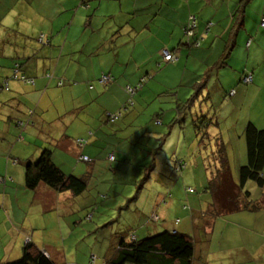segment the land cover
<instances>
[{
    "label": "trees",
    "instance_id": "1",
    "mask_svg": "<svg viewBox=\"0 0 264 264\" xmlns=\"http://www.w3.org/2000/svg\"><path fill=\"white\" fill-rule=\"evenodd\" d=\"M93 1L78 0L76 8L72 9V13L74 12L72 15L75 17L73 24L67 23L62 30V36L68 38V45L70 41L75 40L74 35L76 33L85 37L87 41L89 40L88 42L98 40L97 33L100 30L97 27L99 24H95L96 28L93 30L92 24L87 23L88 21L83 16L80 17L83 13L91 16L95 8V6H91ZM15 17L14 14L9 19L8 25L0 20V71H2V74H0V167L3 166L4 170V175L0 177V183L4 184L0 203L1 208L4 206L5 193L11 192L10 199L12 198L13 211L18 207L21 211L19 195L21 196V192L25 189L31 194L33 200L36 197L41 198V196L45 198L44 200H49V203L43 201L41 203L38 199L37 202L35 201L39 204L37 211L34 210L35 215L41 209H45V211L51 212L53 216L57 213L58 203L52 195L58 196L62 193H70L73 196H79L87 191L90 176L95 175L97 169L103 166L104 163L102 162L104 160H107L111 165L117 159H123L137 169L135 170L137 174V172H140L138 167L141 164L145 166V163H141L137 155H134L135 160L130 159V153L134 151L130 146L135 143L130 136L136 133L139 147L148 149V155L153 157L159 151L162 152L165 146H176L175 159L171 163V167H168V169H171L173 178L163 186L161 185V188L164 185L166 187L160 189L156 194L155 208H161V213H164L169 205H174L175 196H173L172 191L175 189V182L181 180L187 174V170L195 174V169L188 168L189 162L194 163V167H197L198 154L202 158L204 156L202 148L209 147L212 161L214 165L216 163L218 165L214 172L210 174L207 185L203 189L204 194L210 195L209 207L207 211L202 212L183 205L182 210L185 212L189 210V212L185 213L186 220L182 226L177 227L181 225L180 218H177L176 223L172 224L171 231L162 230L153 235L142 236V238H138L137 234L132 233L121 235L116 241H111L115 246L107 252V255L102 257L101 261L96 263L97 259L95 261L90 259L87 264H204V243L212 238L211 228L215 219L237 212L247 214L264 210V174L262 172L264 169V128H257L252 122L246 123L242 135L245 161L243 163L233 162L235 170L232 174V170H230L232 165L226 148L228 142L225 141L224 135L226 134L224 133L226 122L224 117L221 116L223 114V100L227 99L228 94H234V91L238 87L240 88L241 85H250L252 83L251 75L246 74L245 69L240 71L237 79L240 85H235L234 88H231V85L226 87L221 80L218 78L212 80L213 77H211L213 72L216 73L229 65L230 55L234 48L233 40L224 39L223 51L219 57L215 61L210 59L211 57L208 58V65H204L206 68L208 66L206 71L195 74L194 79L188 85L182 84L180 87H178L179 84H174L169 88L164 83L170 81L165 80V78H170L172 73L165 69V65L176 61L174 53L178 49L175 46L170 49H160L158 51L160 62L154 61L155 66L158 63L157 68L155 67L156 71L153 74L144 72V66H142L139 72H135L137 81L131 84L120 85V77H122L120 71L101 73L102 71L97 70L98 76L84 84V87H87L88 91L97 86L100 89L91 91L92 98L88 100L86 97L83 107L86 109V107L101 106L100 96L97 94L100 91L107 97L112 98V104L111 106L106 104L103 109L101 107L97 108L95 120L85 121V119H82V123L89 124V128H92L89 131L90 133L88 132L89 135H86V137H73L63 129L57 133V128H63V125L59 124L58 118L60 117L55 111L53 113L51 108L46 109L42 105L33 104L31 101L34 95L44 100L47 86L43 84L40 88L36 87L38 79L30 76L29 67L36 64V60L41 58V50L44 51L52 44L42 35L32 34L33 32L29 35L22 33L19 36L15 35L14 26L17 23ZM106 18L107 21L110 19V17ZM199 20L197 15H190L182 28L186 39L184 49L187 52L198 50L203 41L202 37L209 32V23L200 22ZM260 23L259 27L264 29L260 26ZM200 26L203 29L199 33ZM118 32L119 29L113 26L110 34L111 41L121 39V41L128 42L130 40L129 34L124 40L123 37L118 39ZM121 41L118 42L121 43ZM249 42L248 40L246 46ZM182 45V43H179V46ZM92 47H88L91 48L88 53L95 52L98 49V46ZM126 51L128 55L131 52L127 48ZM165 53L170 55L169 60L165 59ZM121 66H117V68L121 69ZM47 69H51V71L46 70L40 75L44 83L55 80L58 89L66 85L68 81L64 76L53 73L55 70L52 72V66ZM162 69H165L163 73L166 74L160 76L157 71ZM247 76H250L249 82L244 81ZM13 83L17 84V87H20L21 90L12 88L11 84ZM23 84L29 85L32 90L22 89ZM30 101L32 106L29 103ZM168 105L171 107L169 114L166 109ZM92 108L91 110H93ZM74 110V106H72L69 112L75 114L72 113ZM144 113H147L148 117H145ZM81 115L84 114L74 115V118L80 119ZM232 115L234 116L233 119L238 117L244 119L246 113L238 110L236 112L232 111ZM141 116H144V121L140 119ZM138 120L140 121L139 125L136 124ZM108 127L111 128L107 129ZM140 130L145 131L146 138L151 141V145L147 144L146 147L141 145ZM175 130L182 137L181 142H179L180 137L178 139L176 137L172 138L171 134ZM34 132L38 138L47 134L50 139L42 140L41 146V142L31 140L34 137ZM121 132L128 133V135L121 137L119 135ZM151 132L158 137H151ZM205 137L208 138V142L207 145L203 146L206 142ZM159 139L162 141L160 145L158 143ZM176 140L178 143H175ZM24 145H26V148H19ZM28 146L32 147L30 148L32 154L28 153ZM17 147L19 150H16ZM70 148L76 149L77 152H70ZM142 148L135 147L136 150L133 153H142ZM177 149L187 150V156L184 160L177 155ZM209 151H206V153ZM202 160L205 161V159ZM75 163L84 164L85 170L83 172L78 170V174H75L73 168ZM151 163L150 167L144 169V174L155 167L154 162ZM17 166H20V169H17L19 171L18 175L11 170ZM119 167V164L114 169L112 165L110 166L112 172H117ZM129 174L130 172L127 174L128 178ZM233 175L236 180H234ZM147 176L148 174L145 175L146 179H148ZM18 179L22 180L21 183L17 181ZM248 182L255 184L260 191L258 193L259 197L255 200L251 198V192L245 190V185ZM167 190L168 192H166ZM183 191L186 194H184L185 196L195 193L191 187L183 186ZM36 194L37 196H35ZM25 201L26 197H24ZM152 217V221L160 219L157 215ZM90 218V215L85 217L87 220ZM197 230L199 232L202 230L205 242L202 241L201 244L196 245L195 250L193 236L197 234ZM0 264L66 263L55 260V258L46 254L45 250L39 249L33 243L25 242L19 258Z\"/></svg>",
    "mask_w": 264,
    "mask_h": 264
},
{
    "label": "crops",
    "instance_id": "2",
    "mask_svg": "<svg viewBox=\"0 0 264 264\" xmlns=\"http://www.w3.org/2000/svg\"><path fill=\"white\" fill-rule=\"evenodd\" d=\"M77 2L78 0H0V20H3L4 24L8 25L9 19L14 14L16 15L15 20L17 23L14 26L15 35L19 36L21 35L20 33L29 35L33 32L32 34L42 35L52 44V46L45 48L44 51L41 50L40 56L42 60H38L37 63L42 62L44 64L43 68L40 66L34 67V64H32V67L43 73L46 70L51 71V69H46V64H49V67L55 66L56 68H52V72L55 70L53 73L64 76L68 81L64 87L58 89L56 88L55 80L44 83L40 75L37 74V71L32 70L31 66L29 67L31 71L30 76L38 79L36 81V87L40 88L43 84L47 86L44 100L34 95L31 101L33 104L42 105L46 109L51 108L53 113L54 111L57 113L58 117H60L58 118L59 124L63 125V128H57V133L63 129L73 137H86L92 128H89V124L82 123V119H85V121L95 120L97 108L101 107L103 109L106 107V104L108 106L112 104L111 97H107L102 91H97V94L100 96L99 102L101 106H92L94 108L86 107V109H89L86 110L83 107L85 105L84 99L86 97L88 100L92 98L91 91H96V89L99 90L100 88L97 86L88 91L86 89L87 87H84V84L96 78L98 71L92 67L91 71L93 75L91 76L87 75L85 78L82 75L79 78L78 76H69L68 69L71 63H91L95 55L108 58L107 61H103L105 65H100L106 67L105 70H101V73H108L109 71L115 73L120 71V75L122 76L120 77V85L124 86L137 81L135 72H139L142 66H144V72L153 74L158 64L155 66L154 61L160 62L157 54L158 51L160 49H170L172 46H175L178 49L174 53L176 61L172 64L165 65L166 68H164L172 73L170 78H165V80L170 81L164 83L169 88L174 84H179L178 87H180L182 84L188 85L194 79L195 74L206 71L208 66L206 68L204 65H208L207 59L211 57L210 59L215 61L219 57L223 51L225 40H233L234 48L230 58L236 59L237 57L234 54L238 49L237 47L244 45L247 51L244 52L241 49L244 63L241 71L245 69L246 74L251 75L252 83L250 85H241L238 91H234V94H228L227 99L223 100L222 103L231 105V112L230 114L223 112L221 116L224 117L226 122L224 128V133L226 134L224 135L225 141L228 142L226 148L230 164L233 166V160L236 159L239 163L245 161L244 142L241 140L244 126L247 122H252L257 128H264V32L263 35H260L259 32L257 33V31H264V29H260L258 24L262 18L264 19V0H94L91 6H95V8L91 16L83 13L80 17L83 16L88 21L87 23L92 24L93 30L96 28L95 24H99L97 27L100 30L97 33L98 40L95 42H88V40L84 44L85 50L90 46H98V49L95 52L88 53L86 60L80 59L77 62H73L70 60V56L63 52L68 45V38L62 36V30L67 23L74 21L75 17L72 15L74 14V12L72 13V9L76 8ZM249 8L254 12H251ZM190 15H197L200 22H208L210 29L202 37L203 41L199 49L187 52L184 49L186 39L183 35L182 28ZM106 17H110V19L107 21ZM113 26L119 29L117 33L118 39L123 37L124 40L127 34H129L130 40L128 39V42L125 40L121 41V39L118 40L121 43L115 40L111 41L110 34ZM202 29L203 27L200 26L199 33L202 32ZM248 40L250 42L246 46ZM179 43L183 45L179 46ZM126 48L131 51L128 55V60L120 58V50L124 54ZM256 52L260 54V64H257L258 57L256 56ZM156 57L157 59H155ZM237 60H240V58ZM254 64H256L255 67H253ZM120 65H122V68H117ZM249 66L251 67L248 68ZM227 67L220 69L216 73L213 72L211 75L213 77L212 80L218 78L223 85L226 80H230L233 69ZM165 69L157 71L160 76L166 74L163 73ZM73 71H76L74 66ZM188 80L190 81L187 82ZM22 86V89L32 90L29 85L23 84ZM11 87L15 88V90H21L14 83ZM179 89L178 91H180ZM251 91L254 94H251L249 96L250 100L247 101L246 96ZM240 92L241 95L239 97H242L247 102L249 112H246L247 114L244 119H239V117L233 119L232 111H235L237 108L235 98ZM31 101L29 102L30 105ZM254 104H257L258 112L253 111ZM170 105L166 106L168 114L171 111ZM72 106L75 109L72 113L75 114L69 112ZM83 110L84 113L82 112ZM80 113L84 114L80 116V119L74 118ZM32 119L36 120L35 118ZM21 147L26 148V145L20 146L19 148ZM19 148L16 150H19ZM41 191L44 192L43 189ZM52 196L56 199L64 197H60L61 194L58 196L53 194ZM37 199L41 203L42 201L46 203L49 201H45V198L42 196ZM31 200L32 203L36 201V199L33 200L32 198ZM258 213L260 214L256 215ZM252 214L254 215L244 213L242 216L253 218L257 224V229L260 228V232L264 236V212L260 210ZM215 223L214 221L211 228V241L215 237L219 240L224 238L221 237L223 231L215 234ZM260 253L259 250L248 255L242 252L251 263H255V257ZM47 254L49 253L47 252ZM261 254L260 262H262ZM55 255L56 253L54 252L50 253L51 257H55ZM57 255L56 257H58ZM92 259L94 261L96 260V258ZM60 263H66V261L61 260Z\"/></svg>",
    "mask_w": 264,
    "mask_h": 264
},
{
    "label": "rangeland",
    "instance_id": "3",
    "mask_svg": "<svg viewBox=\"0 0 264 264\" xmlns=\"http://www.w3.org/2000/svg\"><path fill=\"white\" fill-rule=\"evenodd\" d=\"M250 11L254 12L251 9ZM258 32L260 35H263L264 31H257V33ZM74 38L75 40L70 41L63 52L68 54L70 60L73 62H77L80 59L86 60V55L90 50L88 48L85 50L84 48L87 39L77 33L74 35ZM237 48L234 54L237 58H230L229 67H231L233 71L231 72L232 78L226 80L224 83L226 87L231 85V88H234L235 85H240L237 79L239 72L244 67L243 52L241 49H243L244 52L247 50L244 45ZM157 54L160 55L159 53ZM256 56L258 57L257 64H260V54L256 52ZM120 58L128 60V52L125 51L124 54L120 52ZM238 58H240V60H237ZM93 59L91 63H71L68 69V75L78 76V78L82 75L83 78H85L87 75H93L91 71L92 67L100 71L106 69V67L100 65L104 64L103 61H107L108 58L95 55ZM38 60H42V58L36 60L34 67L40 66L43 68L44 64L42 62L38 64ZM255 65L256 64H254L253 67H255ZM73 66L76 71H73ZM45 67L46 69L49 68L47 64ZM250 67L251 66L248 68ZM52 68L56 67L53 66ZM31 69L35 70L32 66ZM0 74H2V71H0ZM37 74L42 75V71H37ZM189 81L190 80L187 82ZM18 88L20 89V87ZM238 89L236 91H238ZM251 94L254 93L251 91L247 94V101L250 100L249 96ZM240 95L241 92L238 93L235 98L237 102L235 112L241 110L242 113H248L249 106L242 97H239ZM253 109V111L258 112L257 104L253 105ZM222 112L230 114L231 105L224 103ZM144 115L148 117L147 113H144ZM143 117L144 116H141L140 119L144 121L145 118ZM136 124L139 125L140 121L138 120ZM110 128L111 127H108L107 129ZM131 130L133 131V129ZM150 134L153 138L158 137L153 135L152 132ZM119 135L125 137L128 133L121 132ZM139 135L141 136L140 143L142 146L146 147L147 144L149 145L151 143V141L146 138L147 134L145 135L144 130H140ZM171 135L172 138L176 137L178 139L180 137L179 142L182 141V137L178 135V131H173ZM130 138L135 142L130 146L132 150L135 151V147L142 148L139 147L138 135L136 133L131 135ZM46 139H50V136L44 134L38 138L35 132L34 137L31 138L32 141L41 142V146L42 140L46 141ZM205 139L206 142L203 146L207 145L208 142V138L205 137ZM161 142L162 141L159 139V145ZM175 143H178L177 140ZM152 147L154 146L152 145ZM175 147V145L165 146L164 150L162 152L159 151L155 157L148 155L149 150L146 148H142V153H133L134 151H132V153H130L131 160H135L134 155H137L141 163H145V166L141 164L138 167L140 172H137V174L135 172L137 169L123 159H117L116 162L111 164L113 169L116 168L118 164L120 165L117 172H112V168H110L111 165L107 160H104V162H102L104 163L103 166L97 169L95 175L92 174L90 176V183L87 191H84L79 196H73L70 193H62L60 197H64L55 199L58 203L57 207L55 206L57 208V213L53 216L51 212H47L45 209H41L39 213L35 215L34 210H36L39 205L36 203L37 198L36 202L32 203L31 194L25 189L21 192V196L19 195V205L23 211H20L19 207L13 211V204H11L12 198L10 199L12 193H5L4 206L3 208L0 207V263H6L19 258L25 242H31L39 249L47 251L49 256L52 252L56 253V255L58 254V257L55 255V257L52 258L60 262L61 260H65L66 264H87L92 258H96V263H98L102 260V257L107 255V252L112 250L115 246L111 241H116L121 235H130L132 233L137 234L136 236L138 238H142V236L153 235L162 230L171 231L172 224L174 222L176 223L177 218H180L181 222V225L177 227L182 226L186 220L185 213L189 212V210L186 212L182 210L183 205L196 211H207L210 195L204 194L205 192H203V189L207 185L210 174L214 172L215 168L218 166L217 163L214 165L211 158V151H209L208 146L202 148V154L204 155L202 158L198 154L197 167H194V163L189 162L190 165L188 168L195 169V174L187 170V174L185 176L183 175L184 177H182L181 180L175 182V189L172 191L173 196H175L174 205H169L164 213L160 212L161 208H155L157 192L166 187V185H164V187L161 188V185L163 186V184L169 182V180L173 178L171 169H168V167H171V163L175 159ZM30 148L32 147L28 146V153L31 152ZM177 150V155L184 160L185 156H187V150ZM206 151L209 152L206 153ZM70 152L77 151L74 148H70ZM191 159L193 162L192 157ZM202 159H205V161ZM152 161L155 167L146 173L148 174V179H146L144 169L150 167ZM233 162H238V160H233ZM73 168L75 169L74 173L78 174V170H80V172L85 170V165L75 163ZM17 169H20V166L12 168L11 170L14 174L18 175L19 171H17ZM230 170H232L233 174L235 169L231 166ZM3 171V166H1L0 177L4 175ZM128 172H130L129 178L127 175ZM262 172L264 174V169ZM233 178L236 180L234 175ZM17 181L21 183L22 180L18 179ZM129 182L132 183L129 184ZM3 186L4 184L0 183V203ZM183 186L191 187L195 193L185 196L186 194L183 191ZM245 190L251 192V198L253 200L259 197L258 193L260 191L252 182H248L245 185ZM19 192L20 191H18V193ZM166 192H168V190ZM24 197H26V202L23 205ZM262 211L264 212V210ZM242 214L237 212L214 220L216 222L215 234L223 231L221 237L224 238L222 240L215 237L212 241L210 239V241L204 243L205 236H203L202 230H200V232L197 230V234L193 236L194 246L196 250V245L201 244L203 241L205 245L204 264H264V236H262L260 232L261 229H257V224L254 222L255 220H253V218L242 216ZM259 214L260 213L256 215ZM87 215H90L92 220H90L91 218L89 220L85 219ZM153 215H157L160 219L158 221H152L151 217ZM251 215L254 214L251 213ZM181 217L183 218L181 219ZM256 250L262 253H260L262 262H260V254L256 255L257 258L255 257V263L248 261L246 256L242 254V252L247 253V255L249 253L252 254Z\"/></svg>",
    "mask_w": 264,
    "mask_h": 264
},
{
    "label": "built area",
    "instance_id": "4",
    "mask_svg": "<svg viewBox=\"0 0 264 264\" xmlns=\"http://www.w3.org/2000/svg\"><path fill=\"white\" fill-rule=\"evenodd\" d=\"M260 26L264 28V19H261V23ZM164 57L166 60L170 59V55H168L167 53L164 54ZM244 81L249 82L250 81V76H247Z\"/></svg>",
    "mask_w": 264,
    "mask_h": 264
},
{
    "label": "clouds",
    "instance_id": "5",
    "mask_svg": "<svg viewBox=\"0 0 264 264\" xmlns=\"http://www.w3.org/2000/svg\"><path fill=\"white\" fill-rule=\"evenodd\" d=\"M263 19V18H262ZM260 22H261V20H260Z\"/></svg>",
    "mask_w": 264,
    "mask_h": 264
}]
</instances>
